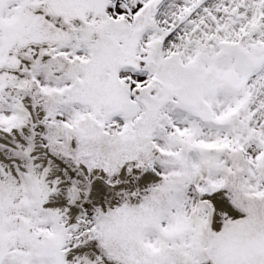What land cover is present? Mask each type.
<instances>
[{
    "label": "snow or ice",
    "instance_id": "1",
    "mask_svg": "<svg viewBox=\"0 0 264 264\" xmlns=\"http://www.w3.org/2000/svg\"><path fill=\"white\" fill-rule=\"evenodd\" d=\"M0 264H264V0H0Z\"/></svg>",
    "mask_w": 264,
    "mask_h": 264
}]
</instances>
